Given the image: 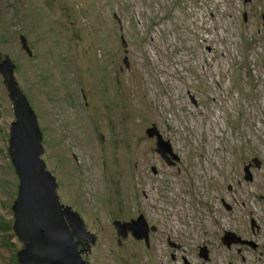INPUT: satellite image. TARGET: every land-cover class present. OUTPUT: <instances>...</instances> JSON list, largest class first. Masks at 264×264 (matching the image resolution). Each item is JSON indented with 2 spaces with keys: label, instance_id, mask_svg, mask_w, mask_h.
<instances>
[{
  "label": "rangeland",
  "instance_id": "rangeland-1",
  "mask_svg": "<svg viewBox=\"0 0 264 264\" xmlns=\"http://www.w3.org/2000/svg\"><path fill=\"white\" fill-rule=\"evenodd\" d=\"M263 16L264 0H0L1 59L15 64L37 114L61 202L97 236L82 253L89 264H138L121 256L141 243L131 237L120 247L115 222L141 215L157 228L147 264L166 260L164 234L200 223L217 262L228 255L241 264L220 238L229 213L217 201L246 182L254 159L261 166L248 190L264 187ZM14 120L0 73V264H19L23 247L13 228ZM153 124L178 164L157 152L146 133ZM246 203L235 207L234 230L264 198Z\"/></svg>",
  "mask_w": 264,
  "mask_h": 264
},
{
  "label": "water",
  "instance_id": "water-1",
  "mask_svg": "<svg viewBox=\"0 0 264 264\" xmlns=\"http://www.w3.org/2000/svg\"><path fill=\"white\" fill-rule=\"evenodd\" d=\"M21 41L23 48L31 54L25 36H21ZM14 69L13 61L7 55L1 59L0 53V73L13 103L15 118L10 127L9 153L19 178L18 195L12 206L15 217L13 228L23 243L17 252L18 263L89 264L82 253L90 251L97 236L88 231L79 213L60 200L56 178L43 159V133L37 114L20 88ZM147 134L157 137V152L163 158L168 161L178 158L171 143L163 139L156 125L148 128ZM253 163L257 166L261 164L258 159H254ZM248 169L249 165L245 167V177L251 179ZM115 225L123 236L131 231L137 238L148 240L149 228L143 215L130 223L115 222ZM240 240L232 232H226L223 237L226 245Z\"/></svg>",
  "mask_w": 264,
  "mask_h": 264
},
{
  "label": "flooded vegetation",
  "instance_id": "flooded-vegetation-1",
  "mask_svg": "<svg viewBox=\"0 0 264 264\" xmlns=\"http://www.w3.org/2000/svg\"><path fill=\"white\" fill-rule=\"evenodd\" d=\"M247 16V15H246ZM156 125L157 124H153ZM152 125V126H153ZM150 128V127H149ZM148 129V128H147ZM146 129V133H147ZM174 153V152H173ZM176 154V153H174ZM177 155V154H176ZM176 161H168L167 162L174 166L179 163L180 158L177 155ZM249 165V172L251 174V179H246V182H243L242 180H238V185H242L240 187H235L233 189V186L230 185L228 188L231 190L230 196L228 195V198L221 196L218 199V203L224 205V208L228 211L229 215L225 216L229 222L225 221V225L222 223L219 224V227L222 225V228L225 227V233L226 232H232L237 237H239L241 240L239 242L231 243L230 245H227V248L231 251H234L240 255L241 264H264V206L259 205L260 211L254 214V210L251 209L246 215L245 220L241 223L243 224L244 228L243 230H234L232 229V224L235 223L233 218V212H235V207L239 208V204L245 208L246 198L250 197H262L264 198V187L261 185L256 186V188H251V190H248V184L254 183V168L256 163H251L250 161L246 163L244 166ZM261 164L258 166L260 167ZM245 170V167H244ZM159 171L158 169L154 168V174H157ZM248 181V182H247ZM252 187V186H251ZM244 199V200H243ZM247 210V209H246ZM262 212V213H261ZM261 214V215H259ZM255 215V216H254ZM132 220H135L132 218ZM146 220V219H145ZM130 221V220H129ZM123 222V221H121ZM127 222V221H125ZM147 222V221H146ZM231 224V225H230ZM149 232H148V240L143 238H137L131 231H127L126 236H123L122 233L118 232V245L120 247L124 246L125 241H128L133 237L135 241H138L140 246L139 248H132L127 247L124 252H126L127 255H122L121 258L127 260L129 263H134V260H136L138 264H147L145 262L143 256L146 254L148 256L149 250H152L153 248V241L154 238L152 237L153 234L156 233V226L149 225L147 223ZM218 221H214L213 224L210 225L211 229L217 230ZM203 223H200L193 226L190 230L186 232H177V233H167L163 236V249H164V256L166 260L161 261L160 264H234L235 256H225V261H220V263L217 262L218 254L216 251V244H213L211 242V239H209V236L211 234H206L208 230H202L201 227H205ZM197 227V228H196ZM223 235V237H224ZM207 237V238H204ZM222 238V243L223 242ZM132 240V239H131ZM145 245V247L143 246ZM143 247V249H140V247ZM144 250V251H141ZM162 252V249H161ZM152 253V252H151ZM227 253V252H226ZM153 256V257H152ZM150 258H154V254L148 256ZM157 256H155L156 258ZM152 264L159 263L158 260L153 259ZM149 261V264H151ZM156 262V263H155Z\"/></svg>",
  "mask_w": 264,
  "mask_h": 264
}]
</instances>
